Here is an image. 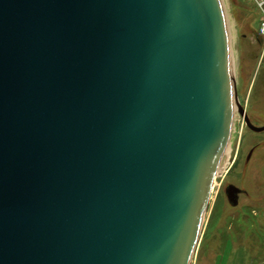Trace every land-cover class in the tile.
I'll list each match as a JSON object with an SVG mask.
<instances>
[{
    "label": "water",
    "instance_id": "1",
    "mask_svg": "<svg viewBox=\"0 0 264 264\" xmlns=\"http://www.w3.org/2000/svg\"><path fill=\"white\" fill-rule=\"evenodd\" d=\"M233 84L222 0H0V264H189Z\"/></svg>",
    "mask_w": 264,
    "mask_h": 264
},
{
    "label": "rangeland",
    "instance_id": "2",
    "mask_svg": "<svg viewBox=\"0 0 264 264\" xmlns=\"http://www.w3.org/2000/svg\"><path fill=\"white\" fill-rule=\"evenodd\" d=\"M222 4L237 99L252 123H264V40L257 34L259 9L253 0H222ZM256 143L246 163L245 154ZM226 158L227 169L214 176L189 264H264V131L248 128L237 109ZM226 181L244 189L234 206L224 192Z\"/></svg>",
    "mask_w": 264,
    "mask_h": 264
},
{
    "label": "built area",
    "instance_id": "3",
    "mask_svg": "<svg viewBox=\"0 0 264 264\" xmlns=\"http://www.w3.org/2000/svg\"><path fill=\"white\" fill-rule=\"evenodd\" d=\"M259 9L260 16L258 19L257 34L264 40V0H253Z\"/></svg>",
    "mask_w": 264,
    "mask_h": 264
},
{
    "label": "flooded vegetation",
    "instance_id": "4",
    "mask_svg": "<svg viewBox=\"0 0 264 264\" xmlns=\"http://www.w3.org/2000/svg\"><path fill=\"white\" fill-rule=\"evenodd\" d=\"M252 124H254V125H256V126H264V123H252ZM245 125H246V123H245ZM247 126V125H246ZM248 127V126H247ZM249 128V127H248ZM252 130V129H251ZM253 131H255V130H253ZM260 131H264V129L263 130H260ZM260 131H255V132H260ZM258 145V143H256V144H254L250 149H249V151H248V153H247V155L245 154V158H244V160H245V162L247 163L248 161H249V159H250V156H251V153H252V151H253V149H254V147H256ZM233 162H235V158L233 157V160L231 161V163H230V166H232V164H233ZM230 168V167H229ZM229 184H234L235 185V183L234 182H229V181H226L225 183H224V192H225V189H226V187L229 185ZM237 186V185H236ZM238 187V186H237ZM242 191H240L239 193H238V195L240 194V193H244V189L242 188V187H239Z\"/></svg>",
    "mask_w": 264,
    "mask_h": 264
},
{
    "label": "bare ground",
    "instance_id": "5",
    "mask_svg": "<svg viewBox=\"0 0 264 264\" xmlns=\"http://www.w3.org/2000/svg\"><path fill=\"white\" fill-rule=\"evenodd\" d=\"M233 109L235 110L236 109V105L233 103ZM229 141V140H228ZM228 146V144H227ZM226 150H227V147L222 155V158L219 162V165H218V168H217V172L216 173H219L220 171H225L227 169V158H226Z\"/></svg>",
    "mask_w": 264,
    "mask_h": 264
}]
</instances>
